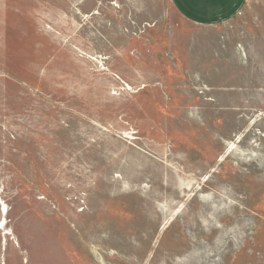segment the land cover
Here are the masks:
<instances>
[{
	"label": "rangeland",
	"instance_id": "374dc122",
	"mask_svg": "<svg viewBox=\"0 0 264 264\" xmlns=\"http://www.w3.org/2000/svg\"><path fill=\"white\" fill-rule=\"evenodd\" d=\"M0 264H264V0H0Z\"/></svg>",
	"mask_w": 264,
	"mask_h": 264
},
{
	"label": "crops",
	"instance_id": "0c3cea01",
	"mask_svg": "<svg viewBox=\"0 0 264 264\" xmlns=\"http://www.w3.org/2000/svg\"><path fill=\"white\" fill-rule=\"evenodd\" d=\"M170 2L187 22L214 27L235 19L244 11L248 0H170ZM94 15L98 13L95 12Z\"/></svg>",
	"mask_w": 264,
	"mask_h": 264
},
{
	"label": "bare ground",
	"instance_id": "6f19581e",
	"mask_svg": "<svg viewBox=\"0 0 264 264\" xmlns=\"http://www.w3.org/2000/svg\"><path fill=\"white\" fill-rule=\"evenodd\" d=\"M128 89V88H127ZM2 214L6 215L8 214V209L5 205L2 206ZM4 220V219H3ZM7 222V221H6ZM4 226V224H2Z\"/></svg>",
	"mask_w": 264,
	"mask_h": 264
}]
</instances>
